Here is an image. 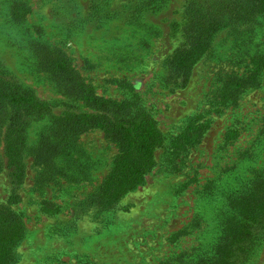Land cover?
Masks as SVG:
<instances>
[{"label": "rangeland", "instance_id": "obj_1", "mask_svg": "<svg viewBox=\"0 0 264 264\" xmlns=\"http://www.w3.org/2000/svg\"><path fill=\"white\" fill-rule=\"evenodd\" d=\"M200 3L0 0L2 84L50 107L44 118L28 117L26 173L18 179L6 155L16 114L0 104V208L23 223L11 264L197 263L221 249L229 219L236 227L249 224L237 204L264 182V13L216 31L190 79L171 80L170 58L184 43L186 14ZM134 5L143 10L142 21L108 14ZM18 11L22 20L13 17ZM63 58L97 97L128 108L93 109L84 92L52 72L53 61ZM237 82L243 83L237 103L225 104L224 91ZM104 113L111 121L144 113L164 140L142 184L109 211L95 203L120 143L101 128L64 134L58 127L70 114ZM193 122L203 126L202 140L177 155V139ZM48 140L59 151L42 152ZM257 219L255 236L242 243L233 236L236 255L224 264H264V216Z\"/></svg>", "mask_w": 264, "mask_h": 264}, {"label": "trees", "instance_id": "obj_2", "mask_svg": "<svg viewBox=\"0 0 264 264\" xmlns=\"http://www.w3.org/2000/svg\"><path fill=\"white\" fill-rule=\"evenodd\" d=\"M166 3V0H163ZM133 4V3H132ZM204 4L206 9H203ZM201 0L199 6L195 5L186 14V22L183 27L185 37L184 43L174 52L170 58L168 69L169 78L179 80L181 78L187 82L194 66L208 51L212 35L224 26L230 25L235 20L250 21L258 13H264V0ZM165 5V4H164ZM95 5L94 7H96ZM157 9L163 7V2L156 4ZM149 11V10H148ZM147 11V12H148ZM153 11V10H150ZM205 11H208L205 13ZM139 7L134 5L132 9L122 11L111 9L108 14L111 19L125 15L130 23L136 20L133 16L142 21ZM13 14V13H12ZM24 14L14 12V18L22 20ZM246 20H245V19ZM116 19V18H115ZM245 23V22H244ZM255 66L259 64L254 63ZM52 72L60 76L68 84L74 83L76 88L85 93L84 100L95 110L112 111L118 113L128 108L125 104L111 102L104 98H99L93 93L92 87L86 86L74 74V69L67 59H55L51 65ZM258 66L256 69H258ZM73 73V74H72ZM1 77V76H0ZM0 83L2 84L1 78ZM0 84V104L5 105L15 111L16 117L13 121L6 137V155L9 161V167L13 168L18 179L26 173V167L23 160L24 154V129L28 123V117L41 119L49 114L50 107L47 103L39 101L36 96L19 87L3 86ZM243 83H234L227 88L223 94L225 104H236L239 90ZM75 89V87H74ZM235 92V95H232ZM66 121H60L58 127L64 128V134L67 131L82 132L88 128H101L106 135L120 143L121 153L118 156L115 165L107 177L102 189L98 193L97 205L100 211H109L114 209L124 196L139 187L143 182L144 176L155 166L156 150L163 145V135L158 128L157 123L150 119L146 114L141 113L131 120L116 119L111 121L107 114H70ZM59 129V128H58ZM60 131H58L59 133ZM204 135L202 125L195 122L191 123L177 139L174 152L181 153L182 148H190L198 145ZM235 135V134H233ZM64 139L61 138L60 141ZM50 140L44 143L42 152L47 153L50 150L59 151V144ZM254 191L248 196L240 197L237 207H241L244 212L250 216L249 224L236 227L233 219L227 223L225 240H221L219 247L221 249L213 253H207L198 260L197 263L190 264H221L233 261L235 257L233 236L236 233L243 239L247 235L255 236L254 229L259 223V216H264V182L257 181L254 185ZM253 198L257 200H252ZM240 203V205H239ZM23 235V223L21 219L9 211V209L0 208V264H11L13 261V251L19 244Z\"/></svg>", "mask_w": 264, "mask_h": 264}]
</instances>
